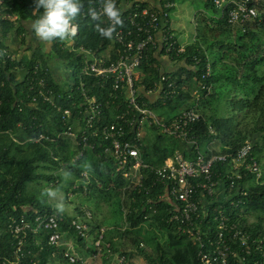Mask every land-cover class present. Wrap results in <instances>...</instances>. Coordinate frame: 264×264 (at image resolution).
<instances>
[{
	"label": "trees",
	"instance_id": "trees-1",
	"mask_svg": "<svg viewBox=\"0 0 264 264\" xmlns=\"http://www.w3.org/2000/svg\"><path fill=\"white\" fill-rule=\"evenodd\" d=\"M84 3L86 12L99 0H84ZM253 5L257 15L243 26L229 24L223 14L216 22H208L206 17L197 14L198 27L194 39L183 44L182 53L176 54L175 50L167 53V60L172 63L168 68H162V50L160 53L151 50L141 60L137 68L138 84L150 86L158 80L160 73H164L177 91L166 97L164 105V94L155 102H151L155 99L147 100L149 107L162 121H169L180 110L191 106L196 108L200 117L188 128V135L194 139L197 148L189 147L175 136L161 133L156 126H148L139 152L146 163L157 167L176 150L186 158L195 157L197 150L205 154L212 151L232 157L242 146L251 143L249 156L258 162L260 177L257 182L254 181L255 175L243 167L242 178L238 183L246 195L238 197L241 198L239 207L230 206L229 200L224 203V208L242 230L262 240L264 249V216L258 213L252 223L247 222L248 214L264 213V69L260 68L264 61V0H254ZM202 9L208 15L220 12L213 5V0H204ZM7 13H16L17 19L6 18ZM39 15L40 12L35 11L34 0H0V264H51L55 257L52 253L61 257L57 249L47 243V232L41 230L37 234L28 232L25 235L17 259L14 254L17 239L8 225L12 218L25 215L30 219L37 214L53 211L50 206L33 201L25 194L27 182L40 179L56 186L64 171H70L79 178L80 173L86 171V163H90L94 170L89 174L86 191L83 184L71 187L72 192H81L86 196L98 195V214L93 211L94 219L88 221L91 241L85 253L91 255L95 252L92 242L97 229L99 231L104 226L100 211L104 204L121 223L116 221L109 227L105 226L104 240L109 243L110 251L106 252L102 244L104 253L98 254V258L107 261L106 257L116 256L117 264H133L132 258L137 254L144 264H199L198 244L181 234L174 223L165 220L166 209L170 204L157 197L163 195V187L153 185L150 168L142 170L145 176L141 186L129 184L120 173L115 172L112 155L104 151L107 146L105 141L98 137V144L91 147L93 141L90 138L89 146H78L75 139L61 134L65 126L55 107L39 101L34 107L30 101H25V95L30 93V80L37 83L42 77L46 86L65 95L56 98L55 103L73 110L81 99V91L77 87L80 81L83 82V92L102 103L101 115L94 126L112 121L114 115L125 107L122 93L113 92L108 82L101 84L99 78L97 81L93 76L79 75L85 58V52L79 51L80 46L86 50L98 49L97 54L109 55L110 61L116 57L118 44L102 38L94 30L95 22L82 14L75 21L79 25L75 39L54 41L45 51L43 43L32 46L27 39L28 34L34 36V33L27 30L26 23H31ZM170 32L172 37L169 40L174 39L176 45L179 44L171 28ZM12 36L21 44V56L17 61L6 59L3 53V49L12 47L7 41ZM52 59L60 60L70 68L74 78L73 92H69V84L64 87L54 80L50 72ZM34 65L38 66L35 75L32 69ZM203 84L209 90L202 89ZM195 89L201 93L198 99L192 96ZM224 94L230 96L225 98ZM67 95L71 96L66 98ZM221 101L222 107L226 105L230 108L228 115L211 119L210 111L215 110ZM40 133L49 139L33 142L31 139ZM80 149L83 152L78 156ZM228 166L215 164L213 169L222 175ZM249 181L252 183L249 184ZM90 190L93 193H89ZM150 205L156 208L155 213L150 211ZM79 213L83 219L82 211ZM212 214L210 210L207 219L204 218L202 229L207 225L216 229ZM58 216L62 218L59 222L60 231L75 233L69 226L70 219ZM146 224L152 232H146ZM77 240L84 241L79 237ZM230 243L233 244V241ZM256 253L259 255V251ZM120 256L125 258L122 263H118ZM233 259L230 258L231 261Z\"/></svg>",
	"mask_w": 264,
	"mask_h": 264
},
{
	"label": "built area",
	"instance_id": "built-area-1",
	"mask_svg": "<svg viewBox=\"0 0 264 264\" xmlns=\"http://www.w3.org/2000/svg\"><path fill=\"white\" fill-rule=\"evenodd\" d=\"M254 0H213V5L225 16L231 25L243 26L253 20L257 15V9L253 5ZM117 6L122 8L123 27L117 28L115 38L112 40L118 44L115 59L108 61L105 54H97L96 50H86L82 46L79 51L85 52L83 65L79 75H90L101 79L100 83H109L115 93H122L125 107L118 111L112 121L94 126L95 121L101 115L102 103L94 96H88L83 92L84 83L80 81L77 89L81 91L80 102L73 110L69 106L63 107L56 104V98L65 97L62 92H56L48 87L42 77L37 83L30 80L29 94L25 95V101L36 107L37 102L49 104L60 113V119L65 126L61 134L75 139L81 147L89 146V139L93 141L91 147L98 144V137L105 141L107 146L104 151L112 155L114 170L120 173L128 183L142 185L145 174L143 169H151L153 185L163 187V195L157 197L167 200L170 206L166 209L165 220L174 223L177 230L198 244L197 257L199 264H264V249L262 240L251 236L242 230L236 221L231 220L225 212L224 203L230 200V206L239 207L241 198L246 195L240 187L238 180L242 178L241 170L244 167L247 172L253 173L254 181L260 177L258 162L253 156H249L252 144L242 146L236 154L228 157L227 154L209 151L205 154L196 151L193 158H186L176 150L172 156L166 158L162 165L153 167L146 163L140 156L139 147L143 144L145 129L148 126L156 128L165 135L177 137L189 147H195V141L188 135L189 126L200 117L195 107L180 110L169 121H162L156 112L149 107L147 100L159 99L161 94L162 104L166 97L177 93L173 82L168 75L160 73L157 81L152 85L138 84L137 68L141 60L147 57L149 51H163V58L167 59V53L175 50L176 54L184 51V45L169 40L172 37L169 27V19L172 15L174 2L164 0H116ZM94 7L99 8V3ZM17 14H5L10 20H16ZM105 21L106 18H104ZM71 45V44H70ZM4 57L10 61H17L21 54L16 49H3ZM29 55V53H27ZM33 74L38 66L32 67ZM21 75L23 72L19 71ZM25 73V72H24ZM69 92H73L74 81L69 84ZM201 88L208 89L206 85ZM71 95H67L69 98ZM192 96L200 98L198 89L192 91ZM152 100V99H151ZM20 100L19 103H21ZM72 106H74L72 104ZM21 109V106H19ZM212 131V130H211ZM59 134H57L58 136ZM49 139L40 133L33 137V142ZM83 152L79 150L78 156ZM215 164H228L222 173L214 171ZM244 165V166H243ZM80 178L84 180L83 189L89 183V174L83 170ZM80 185H73V188ZM152 213L156 208L149 206ZM211 210L212 219L217 224L216 229L206 226L202 229V223L207 219ZM83 219H70L69 226L75 231L77 237L84 241L91 238L90 224L94 219L92 210L88 207L82 209ZM147 215L145 216V218ZM205 218V219H204ZM61 217L55 211L37 214L30 219L25 215L12 218L8 228L17 239L14 254L18 259L23 245V240L28 232L33 234L44 230L47 232V243L57 249L61 257L52 253V256L70 264H84L85 260L79 256L71 245H64L62 232L59 229ZM106 227L101 226L93 239L95 252L91 254L98 257L102 251L109 252V243L104 240ZM233 241V244L230 243ZM87 248V246L85 247ZM262 249V250H261ZM256 251H259L257 255ZM261 251V252H260ZM233 257L234 261L230 258ZM124 256L118 257V263L124 261ZM12 264H15L13 262Z\"/></svg>",
	"mask_w": 264,
	"mask_h": 264
},
{
	"label": "clouds",
	"instance_id": "clouds-1",
	"mask_svg": "<svg viewBox=\"0 0 264 264\" xmlns=\"http://www.w3.org/2000/svg\"><path fill=\"white\" fill-rule=\"evenodd\" d=\"M35 11L40 12L31 22L30 28L35 38L50 46L54 41L74 40L79 31L75 22L77 17L86 14L94 23V30L104 39L113 40L118 27H123L122 8L116 0H99V8L89 7L85 12L84 0H34ZM107 26H105V19ZM84 168L89 174L94 170L90 163ZM64 178L71 176L70 171L63 172ZM41 195L53 202L54 210L62 215L67 209L63 193L56 188H44Z\"/></svg>",
	"mask_w": 264,
	"mask_h": 264
},
{
	"label": "rangeland",
	"instance_id": "rangeland-1",
	"mask_svg": "<svg viewBox=\"0 0 264 264\" xmlns=\"http://www.w3.org/2000/svg\"><path fill=\"white\" fill-rule=\"evenodd\" d=\"M204 0H175V8L173 9L172 15L170 17V23L173 25H175V30L173 31L176 38L178 39V41L180 42H189L195 35V29H194V23L192 21V17L196 14L199 13L198 9H202ZM217 14V13H216ZM69 41V40H68ZM45 48V46H43V49ZM17 50H19L18 48H16ZM21 51V48H20ZM54 64H61L60 67H62L63 71H66L69 74V79L70 81H73L74 78L71 75V70L70 68L66 66H64L62 64V61L57 60V59H52ZM65 61H63L64 63ZM67 64V62H66ZM260 68L264 69V61L260 64ZM225 98L230 96V94L225 95ZM223 103V101H221L220 105L216 106L215 110H211L209 115L210 118L213 119L215 117H224L226 116V114L228 115V112L230 110V108L228 106L225 105V107H222L221 104ZM182 108V107H181ZM215 107H213L212 109H214ZM180 110V109H179ZM200 110L202 111V107H200ZM199 110V111H200ZM87 171V170H86ZM88 173V172H87ZM89 174V173H88ZM84 183V180L82 178H78L77 176H74L71 174V176L68 179L64 178V175L62 173L61 177H60V181L58 183V185H50L48 184L46 181L40 180V179H36L33 181H29L26 183L25 185V194L28 195L31 200L33 201H38L41 204L45 205V206H50L52 208L53 211L54 207H53V202L50 201L47 197H43L41 195L42 191L44 188H56L59 189L64 197H65V202L67 205V209L65 211L64 214H62L61 216L68 218V219H78L81 217V214L79 212L82 211V209L84 207H88L90 209H92V212L95 210L96 214H98V195L97 197L95 196H86L85 194L81 193V192H72L71 191V187L72 185H81ZM93 193L92 190L89 191V193ZM88 193V194H89ZM102 205V203H101ZM107 205H102V208L100 209L101 213L103 211V209L107 208ZM263 215L262 212H253V216L252 219L255 220V215L257 214ZM98 218V217H97ZM115 220V222H119L121 223V220H118V217L113 216V214L108 213V215L104 218L103 220V225L106 227H109L112 225V223L110 224V222L112 220ZM145 230L147 233L152 232L153 230L149 227L148 224L144 225ZM74 250V248H73ZM80 255V254H79ZM82 255V258H84L85 263L84 264H104L101 262V259H99L98 257H93L91 255ZM80 255V256H81ZM132 262L133 264H144V260L137 254H135L132 258ZM51 264H67L66 262H64L63 260H61L58 257H54L51 260ZM112 264H117L116 261H113Z\"/></svg>",
	"mask_w": 264,
	"mask_h": 264
},
{
	"label": "crops",
	"instance_id": "crops-1",
	"mask_svg": "<svg viewBox=\"0 0 264 264\" xmlns=\"http://www.w3.org/2000/svg\"><path fill=\"white\" fill-rule=\"evenodd\" d=\"M174 6H175V1H174ZM198 11H199V15H201V16H204V17H206V19H207V21L208 22H216V21H218L220 18H222V16L220 15L221 13L219 12V13H217V14H214V15H208L206 12H204L203 11V9H198ZM197 14L196 15H194L193 17H192V21H193V23H194V29H195V32H196V28L198 27V21H197ZM210 18V19H209ZM211 20V21H210ZM26 25H27V30H31V28H30V25H31V23L30 22H27L26 23ZM171 29L174 31L175 30V25H173V23L171 24ZM31 32V31H30ZM173 34H174V32H173ZM175 35V34H174ZM195 36V35H194ZM27 39L29 40V43H31V45L32 46H35V45H38V44H42V42H39L34 36H30V34H28L27 35ZM194 39V37L189 41V42H191L192 40ZM176 40L178 41V39L176 38ZM8 43L10 44V46H12L13 48H18V49H20L21 48V44H20V41L16 38V37H14V36H12V37H9L8 38ZM179 43H181V44H186V43H189V42H180V41H178ZM43 46H45V44L43 43ZM49 47L50 46H45V48H44V50L45 51H48L49 50ZM17 50V49H16ZM19 52H20V50H19ZM52 61V60H51ZM160 61H161V64H162V68L164 67V68H168V67H170L171 65H172V63L171 62H169L167 59H165V58H160ZM61 66V64H52V62H51V68H50V72L52 73V75H53V77H54V80L58 83V84H60L61 86H66V85H68V84H70L71 83V81H70V77H69V74L66 72V71H63L62 70V67H60ZM163 68V69H164ZM150 99H153V98H150ZM261 173H262V171H261ZM249 184L250 183H252V181H249L248 182ZM102 208V207H101ZM94 212L96 213V211L94 210ZM108 213H110V211H109V209H108V207L107 208H105V209H103V211H102V215H103V217L105 218L107 215H108ZM111 214V213H110ZM253 214V213H252ZM252 214H248L247 215V222L248 223H252L253 222V219H252ZM111 223H115V220L113 219L111 222H110V224ZM90 241H91V238H89V239H87V241H81V242H79L78 240H77V236L75 235V233H71V234H67V232H63L62 233V242L64 243V245H71L73 248H74V250H75V252L79 255H81V254H83V255H90L89 253H85V251H86V249L88 248V245H89V243H90ZM87 246V248H85ZM79 255V256H80ZM81 257H82V255H81ZM108 260L106 261V260H103V258H99V259H101V262L102 263H104V264H112L113 263V261H116V256H111V257H106ZM117 262V261H116Z\"/></svg>",
	"mask_w": 264,
	"mask_h": 264
}]
</instances>
